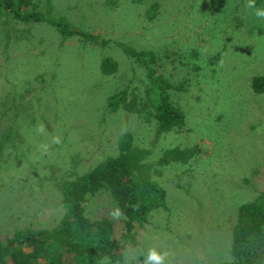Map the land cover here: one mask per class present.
I'll use <instances>...</instances> for the list:
<instances>
[{
  "label": "rangeland",
  "instance_id": "rangeland-1",
  "mask_svg": "<svg viewBox=\"0 0 264 264\" xmlns=\"http://www.w3.org/2000/svg\"><path fill=\"white\" fill-rule=\"evenodd\" d=\"M36 9L107 43L78 34L62 40L46 23L0 17V238L57 226L63 180L116 155L119 136L131 132L149 150L143 163L166 203L131 231L132 242L124 215L112 216L120 208L112 195L92 196L85 214L108 218L120 245L102 261L144 264L153 247L171 251L168 264L230 261L238 210L264 191V93L251 86L264 74V18L255 15L264 0H40ZM124 44L153 50L156 75L182 87L172 99L187 116L183 128L158 133L156 120L135 108L107 109L122 89L128 103L146 100V71ZM107 57L119 63L108 75L100 69ZM41 123L47 131L37 134ZM53 135L62 143L44 154L38 145ZM177 146L187 157L163 161Z\"/></svg>",
  "mask_w": 264,
  "mask_h": 264
},
{
  "label": "trees",
  "instance_id": "trees-1",
  "mask_svg": "<svg viewBox=\"0 0 264 264\" xmlns=\"http://www.w3.org/2000/svg\"><path fill=\"white\" fill-rule=\"evenodd\" d=\"M38 1L0 0V17H5V22L46 23L56 29L62 40L78 34L99 44L107 43L89 32L74 29L66 17H54L51 12L37 10ZM9 34L7 32L8 39L11 38ZM123 47L126 54L146 71L149 79L146 100L142 107L134 105V100L128 103V89H122L108 97L107 109L115 112L120 108L132 111L135 108L147 120H156L158 133L183 128L187 116L172 99V90L182 87H174L167 79L156 75L153 50H138L125 44ZM118 67V61L110 57L100 63L101 71L107 75L116 72ZM251 86L254 92L264 93V74L253 77ZM148 152L135 144L131 132L121 134L116 155L75 179L63 180L61 187L66 211L57 226L52 229L29 226L16 230L5 239L0 238V264H109L102 260L120 246L112 239L113 224L108 218L90 219L85 214V204L96 193L107 190L124 215L128 230L125 238L134 242L135 231H131L148 224L151 212L165 206L167 197L166 190L153 179L143 163ZM186 153L179 146L169 148L163 161L184 159ZM189 153L192 155L193 151ZM231 258L224 264H264V191L238 210Z\"/></svg>",
  "mask_w": 264,
  "mask_h": 264
},
{
  "label": "clouds",
  "instance_id": "clouds-1",
  "mask_svg": "<svg viewBox=\"0 0 264 264\" xmlns=\"http://www.w3.org/2000/svg\"><path fill=\"white\" fill-rule=\"evenodd\" d=\"M248 8H255L254 3H249ZM255 15L260 18H264V9H256ZM46 126L41 123L36 127L37 134L46 133ZM62 143V138L59 135H53L50 137V140L45 143L38 145V148L44 154H47L52 145H60ZM123 215L122 210L117 207L113 212L112 216L116 219L121 218ZM172 255L171 251L167 248H157L153 247L149 249L148 254L144 260V264H168L169 257Z\"/></svg>",
  "mask_w": 264,
  "mask_h": 264
}]
</instances>
